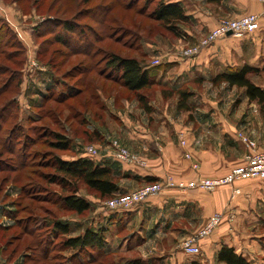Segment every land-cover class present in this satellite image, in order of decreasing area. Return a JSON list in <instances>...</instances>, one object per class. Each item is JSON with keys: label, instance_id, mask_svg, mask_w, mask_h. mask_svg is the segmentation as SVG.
Listing matches in <instances>:
<instances>
[{"label": "rangeland", "instance_id": "1", "mask_svg": "<svg viewBox=\"0 0 264 264\" xmlns=\"http://www.w3.org/2000/svg\"><path fill=\"white\" fill-rule=\"evenodd\" d=\"M156 4L157 0H17V2L0 0V9L5 10L0 14V27L5 26L14 30L18 38L14 42L18 41L17 43L24 46V50L18 52V54L24 52L23 56L14 55L13 53H17L14 48L7 52L13 54L17 61L23 62L25 66V72L22 74L23 85L12 92L15 85L12 82L9 91L0 93V225L3 228V231L0 230V264L16 263L21 256H25L24 264L37 262L42 252L40 247L36 249L34 246L42 239L46 240L47 246L54 241L55 247L51 250L49 259L43 263L38 261L36 264H55L54 261L60 259L62 241L65 238L63 235L56 238L53 234L47 237L48 231L45 229L49 230L52 227L49 222L73 220L75 222L72 224L73 235H76L81 233L82 226L96 227L98 216L107 211L104 205L107 200L100 199L83 183L65 188L60 181L50 183L53 171L45 165L53 162L56 153L64 159H71L83 154L86 147L93 146L99 154L111 153L113 156L116 152H119L118 154L127 152L129 156H132L131 158L136 159L133 164L147 166L143 155L131 150L129 136L125 132L127 125L146 127L147 114L139 109L142 107L135 93L127 90L119 81L115 83L109 80L108 76L111 72L108 71L106 63L110 54L137 58L144 66L147 65L156 73L154 80L159 81L158 86L156 84L141 94L148 97L149 101L156 102L159 92L163 93L164 89L171 91L173 88L185 87L190 90V87H187L188 82L173 84L178 80H176V74L171 72V68L166 70V64L170 61L168 54L176 53L181 59L186 58L182 55L183 49L201 44L202 40L217 26L203 39H199L198 43L193 40L192 28H188L190 24L179 28L181 36H174L151 17ZM19 7L24 10L25 15ZM68 20L77 21V27L82 33L86 30L83 40L86 41L85 37H88V47L92 46L94 40L96 42L93 51L85 58L84 55L70 54L69 48L65 47L63 42L65 37L70 47L80 41L79 37H69L65 34L62 23ZM41 25L44 26L39 29ZM43 31L46 36L39 39L38 36L43 34ZM77 31L78 34L79 29ZM97 37L98 40H96ZM61 41L63 43H60ZM39 51L42 53L41 56ZM65 54L71 56L66 57ZM3 58L4 55H0V70L2 71L0 92L11 78V73H4L3 70L9 68L10 71H14L20 68ZM38 59L43 64L49 63L50 66L57 68L60 75H64L67 81L59 75L56 79H59L60 85L56 80L51 82L48 80L49 82L45 84L37 80L34 83V72L38 69L45 71V67L38 63ZM253 78L261 80L262 76L260 78L253 76ZM74 85L80 87L81 91L74 98L66 101L56 98L60 95L75 94L77 89ZM219 86H213L210 82L203 83L196 87V91L209 98L217 96L223 99L230 95V100L236 98L238 100L242 96L243 91L240 89L231 91L230 87ZM42 91L44 94L51 93L53 98L41 101ZM175 100L174 102L169 101L170 104L166 106L159 102L156 104H159L160 110L164 108L169 112V110H174ZM149 112L150 110L147 111ZM158 125L153 123L155 128ZM54 131L68 135L73 148L67 152H57L52 147L54 140L51 134ZM239 137L248 147L244 154L245 165L247 153L254 149L259 151L258 144L243 133H239ZM179 138L181 145H186L183 133H180ZM192 158L190 154H186V159L191 160ZM192 167L199 169L196 162L192 163ZM237 167L239 166L233 169ZM5 177L7 178L4 179ZM196 178L186 183L205 179ZM162 181L176 185L183 182L172 174H167L162 180L155 182L162 183ZM75 189H77L76 196L86 199L91 204L90 209L82 215H76L62 208V195ZM172 189L181 190L176 187ZM135 190L137 189L131 191ZM33 196L42 197L50 203H37L31 198ZM29 206L34 210H31ZM8 213H17L16 218L9 217ZM216 214L224 217V214L220 212L212 214L198 231L181 240L182 247L189 239L199 237L197 245L200 249L198 255H200L202 253L201 240L210 237L214 231L205 237L201 234L209 220ZM223 220L224 218L221 223ZM18 222H25L30 229H43L44 227L45 229L42 230V234L36 233L34 237H31L24 234L21 225L16 226ZM4 228L9 229L4 231ZM7 242L13 243L10 246L8 244V248L6 247L3 251L2 247ZM96 254L94 252V255ZM198 255L186 253L185 256L196 257ZM114 259L115 256H109L102 261L105 264H113Z\"/></svg>", "mask_w": 264, "mask_h": 264}, {"label": "crops", "instance_id": "2", "mask_svg": "<svg viewBox=\"0 0 264 264\" xmlns=\"http://www.w3.org/2000/svg\"><path fill=\"white\" fill-rule=\"evenodd\" d=\"M173 1L185 7L195 43L225 18L259 14L260 27L241 38L219 39L196 57L181 59L176 53L168 54L170 61L166 70L171 68L178 80L173 84L188 82L194 93L188 98L189 110L177 109L175 92L179 88L171 89L172 96L165 97L160 91L157 97L156 102L165 106L176 99L173 111L160 110L159 104L151 100L150 114L139 108L147 114L146 127L129 124L125 132L131 150L143 155L146 167L118 162L111 153H101L96 158L101 166L116 171L122 193L138 189L150 179L162 180L167 174L183 182L227 174L234 167L244 165L248 147L239 133L255 140L259 151L264 150V102L250 100L245 90L237 87L230 88L243 91L238 100H230V95L223 99L209 98L196 91L197 86L211 83L216 75L235 73L245 66L260 70L249 77L264 91V5L259 0ZM0 11V14L5 12L4 8ZM253 76H262V79L255 80ZM153 82L158 86L159 81ZM153 123L159 124L158 127H153ZM180 133L184 134L186 145H181ZM186 154L193 158L186 159ZM194 162L199 169H193ZM235 189L240 193L236 194ZM215 212L224 214L223 222L210 237L201 240L200 255L186 257L181 240L198 231ZM84 228L104 230L105 254L115 256L113 264L135 259L144 264H191L193 261L217 264L222 246L234 248L252 264H264V179L241 180L214 192L166 188L132 210L103 212L96 220V227L82 226L80 234L84 233ZM66 257L64 264H105L102 261L105 256L99 253L93 258L71 250ZM13 264H24V258Z\"/></svg>", "mask_w": 264, "mask_h": 264}, {"label": "trees", "instance_id": "3", "mask_svg": "<svg viewBox=\"0 0 264 264\" xmlns=\"http://www.w3.org/2000/svg\"><path fill=\"white\" fill-rule=\"evenodd\" d=\"M15 1L17 2V0ZM20 9L25 15L24 10L22 8ZM102 14H103V10H102ZM151 17L155 21L162 24V26H164L165 29H167L174 36H181L179 32V28L181 26L186 27L187 25L190 24V20H191L189 16H187L186 9L183 6V4L180 2H174L173 0H157V4L153 8ZM62 25L65 34L67 36L69 37L76 36L80 38V41L78 43L75 42L76 44H73L72 47H70L69 41L66 39V37L64 41L60 37V39L66 45L65 47L69 48L68 51L70 52V54L84 55V58L86 57V55L87 56L90 55V52H92L96 46V42L94 40L92 42V46L88 47V43H87L88 37H85L86 41L83 40V36L86 34L85 33L86 30L83 31L82 33V31H80V28L77 27L78 22L75 20L64 21ZM43 26L44 25H41L39 29H41V27ZM78 29H79V33L77 34ZM42 33L43 34H40L38 36L39 39L46 36L44 31ZM16 38L17 36L14 33V30L8 27L6 28L5 26L0 27V55H4L3 58L4 60L11 61L12 64L20 66L19 69H15L14 71H10L11 69L9 68L3 70L4 73H11V78L2 87L3 90L0 93H5L6 91H9V89L12 87V82L15 83L12 92L20 88L24 83V78L22 76V74L25 72L24 63L17 61V58L14 56V55L23 56L24 52L20 54H18V52H21L22 49L24 50V46L22 47L21 43H17L18 41L14 42ZM96 40H98V37ZM62 41L60 43H63ZM11 48L16 49L17 53H13L14 54L13 55L7 52V50ZM41 51H39L40 56L42 55ZM70 54L68 55L65 54V55L66 57H69L71 56ZM38 63L45 67L44 69L45 71H41L38 69L37 72L36 71L34 72L33 75L35 79L34 83H36L37 80H41V82L42 83L44 82V84L46 82L49 81L51 82L53 80H56L57 84L60 85L59 79H56V76L60 75L57 68L50 66L49 63L43 64V62L40 59H38ZM106 66L107 69H109L108 71L111 72L110 75L108 76L110 77L109 78L110 81H113L115 83L119 81L120 83H122L127 90L136 94L137 101L144 110L146 111L151 110V107L149 106L148 97H145V95H141V94L143 93V91L153 87L155 84L153 81L156 73H154L152 69L148 68L147 65L144 66L142 61L138 60L137 58L123 57L112 53L110 54V58L108 59ZM258 71L260 70L257 68L245 66L241 70L235 73L230 72V73L218 74L211 80V83L214 86L227 84L229 87L243 88L250 100L252 101L257 100L259 104H262L264 102V91L260 87H258L255 83H253L249 77L250 74L256 73ZM0 74H2L1 70H0ZM62 77L64 81H67L64 75H60V78ZM74 86L75 89H77L75 94L71 93L64 96L60 95L57 96L56 98H61L63 99V101L74 98L75 95L81 92L80 87H78L77 85ZM187 87L189 88V86ZM162 91L165 97L172 96L174 94L172 90L167 91L164 89ZM175 93H177L178 95L177 109L189 110V105L187 103L188 98L191 97L194 93L185 87L179 88L178 90L176 89ZM50 98H53L51 96V93L44 94L42 91L41 101L42 100L46 101ZM51 135L54 140L52 142V147L57 152H67L68 150L73 148L71 138H69L68 135L64 133H58L56 131H54ZM81 155L83 156L75 157V159L72 158L64 159L63 157L60 156L59 153H56L53 162L45 165L46 167L50 168L53 171L52 173L53 176H51L50 183L52 184L53 182L56 183L60 181L63 184V188L67 186L68 187L75 186L78 183H83L88 187V189L95 192L96 195L103 200L111 199L115 195L122 193L120 192V180L118 178L116 171H114L113 168L109 166H101L96 161L97 157L91 158L85 155V152H83V154ZM6 178L7 177H5L4 179ZM148 182L149 183L147 184L156 183L155 181H152V179H150V181ZM76 191L77 189H75L74 191H70V193L68 192L62 195L61 198H62L63 207L62 205L61 207L69 212L75 213L76 215H82L84 212L90 209L91 204L87 202L86 199L76 196L75 194ZM31 198H33V200H35L37 203L40 202L50 203L49 200H46L42 197L33 196ZM29 207L31 208V206ZM31 210L34 209L31 208ZM10 212H16V211H10ZM45 213H47V211H45ZM16 214L17 213H8L9 217L11 218H16ZM30 217H33V215H30ZM49 224H52V227L51 228L49 227L50 228L49 230L45 229V227L43 229H37V228L30 229L29 226L25 224V222H18L16 223V226L21 225L24 234H28L31 237H34L36 233L42 234L43 232L42 230L44 229L48 231L47 237H49L50 234H53L56 238H58L60 235H63L65 239H63L62 241V246L59 255L60 259L55 260L54 261V263L56 262L55 264H64L67 259L66 253L71 250L75 252L83 253L93 258L95 257L94 252L99 253V255L105 256V258L108 256L105 254L106 253L105 251H107L106 250L107 241L103 229L95 230L92 228H84L85 229L84 233L73 235L74 231L72 224H75L73 220H69L66 222L55 220V221H50ZM7 229L9 228H4V231ZM0 230L3 231L1 225H0ZM12 243L13 242H9V243L7 242L5 246L3 245L2 247L3 251H5L6 247L8 248V244L10 246ZM47 245L48 244H46L45 239H42L41 241L39 240V244H35L34 248L38 249V247H40L42 252L40 255L41 257H38V260H36L37 262L40 261L39 263H43L44 261L50 258L49 256L51 254V250L55 247L54 241H51L50 246L52 247ZM61 252L64 253L62 254ZM22 257L25 258V256H21V258ZM37 262H33V264H36ZM125 264H144V263L140 259H135L128 261ZM191 264H200V263L197 261H193ZM217 264H252V263L249 262L241 254H238L234 248L229 246H222V248L220 249L217 255Z\"/></svg>", "mask_w": 264, "mask_h": 264}, {"label": "built area", "instance_id": "4", "mask_svg": "<svg viewBox=\"0 0 264 264\" xmlns=\"http://www.w3.org/2000/svg\"><path fill=\"white\" fill-rule=\"evenodd\" d=\"M264 5V0H259ZM260 27V16L257 14L245 15L232 20H220L217 26L204 38L201 44L187 49H183V57L190 58L197 56L202 48H206L219 39L227 36H234L241 38L249 33H253ZM85 155L95 158L100 156L99 151L93 146L85 148ZM119 153V152H118ZM113 153L116 160L123 161V163L133 164L135 158H131L127 152L125 154ZM246 164L233 169L229 174L218 178H205L190 183L181 182L177 185L175 183L165 182L146 184L145 186L131 191L129 193H119L113 198L105 201L104 205L107 211H129L137 207L139 204L146 201L149 197L161 193L166 188H180L181 190L187 189H201L205 191H214L219 187L233 186L237 182L246 179H264V150L263 151H249L246 155ZM236 194L240 193L239 189H235ZM223 215L216 214L211 218L208 225L203 230L201 236H208L213 232L221 223ZM197 239L199 237H196ZM197 239H189L184 245L183 250L189 255H198L200 253Z\"/></svg>", "mask_w": 264, "mask_h": 264}]
</instances>
